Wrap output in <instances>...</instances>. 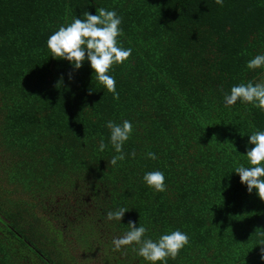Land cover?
<instances>
[{
	"label": "trees",
	"instance_id": "16d2710c",
	"mask_svg": "<svg viewBox=\"0 0 264 264\" xmlns=\"http://www.w3.org/2000/svg\"><path fill=\"white\" fill-rule=\"evenodd\" d=\"M98 8L122 18L120 46L132 50L109 73L119 100L89 61L76 69L47 47L61 26ZM260 54L264 0H0V264H77L62 222L75 242L111 253L129 221L153 241L188 235L167 264H264V201L235 172L250 166L264 112L224 100L240 83H264V67L247 68ZM124 120L133 132L113 166L106 125ZM151 171L164 173L166 191L146 184ZM50 193L62 195L56 224L34 208ZM120 208L121 221L107 219ZM110 256L149 264L133 246Z\"/></svg>",
	"mask_w": 264,
	"mask_h": 264
},
{
	"label": "clouds",
	"instance_id": "9594fccd",
	"mask_svg": "<svg viewBox=\"0 0 264 264\" xmlns=\"http://www.w3.org/2000/svg\"><path fill=\"white\" fill-rule=\"evenodd\" d=\"M223 6V0H215ZM96 15L85 11L83 19L75 18L67 26H61L58 31L50 35L47 40V47L51 57L57 60H67L76 69H80L85 60L90 62L94 70V78L113 98L119 100V93L116 90L115 78L109 73L116 65H123L131 56L132 50L120 46L119 37L123 35L120 28L122 18L118 17L115 11L98 8ZM264 67V54L256 55L248 61L247 68L256 70ZM225 106H234L237 101L243 104H251L264 112V83L249 81L246 84L240 83L233 86L229 95H225ZM110 129V142L117 155L113 156L109 163L113 166L118 161L126 158L123 146L129 140L132 132V123L124 120L122 124L108 121L106 125ZM86 138V137H85ZM249 143L255 145L247 151L246 158L250 166L238 165L235 172L239 174L241 183L247 185V190L252 193L256 190L259 198L264 201V131H255L250 135ZM107 145L103 139L100 140L99 150L102 152ZM133 151L131 156L135 158ZM148 157L156 159V154L149 152ZM146 184L156 192L166 191L165 176L161 171L147 172L144 177ZM128 211L120 208L115 212L107 213L108 220L121 221ZM129 230L119 238L113 240L116 251L124 247L133 246V251L142 257L149 264H167L168 259H176L180 251L189 244V237L179 230L164 234L157 241L145 238L148 229L129 221ZM264 246V239L259 241ZM261 258L264 259V247L261 249Z\"/></svg>",
	"mask_w": 264,
	"mask_h": 264
},
{
	"label": "rangeland",
	"instance_id": "374dc122",
	"mask_svg": "<svg viewBox=\"0 0 264 264\" xmlns=\"http://www.w3.org/2000/svg\"><path fill=\"white\" fill-rule=\"evenodd\" d=\"M62 195H55V193H50L46 198H37L33 199L35 203V210L39 214V216H42L43 218H46L48 221H61L64 219L63 215H57L55 216L53 212L56 211L57 208V202L60 200V197ZM55 197V198H54ZM54 224H56L54 222ZM58 227L62 228L63 238L65 241H67L68 248L73 252V258L74 261L77 264H116V259H112L110 254H113L116 252V250L109 251L108 246H104L96 243V246H92L91 248H85L81 243L75 242V238L72 235L71 231L69 229L64 230V225L62 223H58L56 225ZM106 251L109 252V256L106 255ZM123 258H127V256H124L121 254ZM112 259V261H110ZM110 261L109 263L107 261Z\"/></svg>",
	"mask_w": 264,
	"mask_h": 264
}]
</instances>
